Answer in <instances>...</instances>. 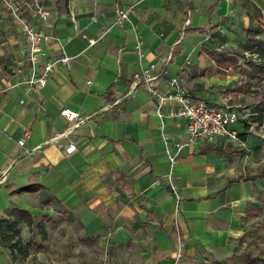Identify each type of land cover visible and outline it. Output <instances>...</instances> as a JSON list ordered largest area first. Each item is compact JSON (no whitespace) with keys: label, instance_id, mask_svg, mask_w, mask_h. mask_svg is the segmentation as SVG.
Returning <instances> with one entry per match:
<instances>
[{"label":"crops","instance_id":"crops-1","mask_svg":"<svg viewBox=\"0 0 264 264\" xmlns=\"http://www.w3.org/2000/svg\"><path fill=\"white\" fill-rule=\"evenodd\" d=\"M17 1L35 27L56 36L44 43L45 57L65 54L70 66L57 63L47 83L29 92L22 82L25 41L8 13L18 32L11 39L18 64L17 85L0 90V219L14 221L23 244L33 239L61 264L75 263L67 247L71 239L78 249L81 241L93 243L97 264H143L142 252L124 248L136 242L127 221L151 211L171 217L177 211L185 253L233 247L264 177L254 176L259 168L245 174L237 165L240 157L221 150L245 145L247 156H255L245 120L233 124L243 133L237 140L217 137L185 147L171 165L163 137L184 138L185 120L159 116L153 96L131 81L133 73L152 65L160 87L175 78L193 98L219 105L230 101L234 107L235 97L239 103L246 95L229 90L242 83L230 72L244 52L236 48L264 35L248 31L259 27L257 8L264 14V0H219L212 11L217 0ZM38 8L50 11L47 19ZM138 39L141 56L135 50ZM230 56L236 63L221 60ZM223 70L224 76L216 75ZM63 106L88 116L67 134L70 123L59 113ZM69 142L75 144L70 153L64 149ZM12 207L29 212L32 224L15 220ZM34 229L38 233L32 235ZM155 237L160 248L175 247L167 232L158 230ZM37 252L28 246L26 253L12 255L0 239V264H36ZM154 259L172 264L162 252Z\"/></svg>","mask_w":264,"mask_h":264},{"label":"rangeland","instance_id":"rangeland-1","mask_svg":"<svg viewBox=\"0 0 264 264\" xmlns=\"http://www.w3.org/2000/svg\"><path fill=\"white\" fill-rule=\"evenodd\" d=\"M0 12V19L3 20L4 27L0 26V90L3 87H12L17 85V54L11 47V39L17 35V31L14 28V24L9 20V14L6 10ZM256 23V22H255ZM219 35L214 32V36ZM259 39L264 40V35L259 36ZM242 47H237L236 51L243 52L238 54V64L233 66L230 70L231 73L237 77L236 83L247 82L245 87V97H241V102H235L234 109L238 112L239 120L246 124L249 120L252 124L249 126L250 142L249 146L253 148L254 157H248L246 154V146H234L227 144L225 148L221 150L226 151L227 154H236L239 158L237 165L242 170V165L245 167V174L250 175L257 168L264 166V74L261 77L250 78L247 72H243L240 69L247 68V60L254 59L256 61H263V57H260L258 52H254L255 46L247 43L245 48L243 43ZM232 51V50H230ZM222 72V73H221ZM227 73L226 70L216 73V75L222 77ZM240 73V74H239ZM23 82V80H22ZM24 83V82H23ZM190 92H192L190 90ZM246 98V99H245ZM231 102L229 101V104ZM245 114V116L243 115ZM239 122V121H238ZM236 148V149H235ZM244 159L245 163L242 162ZM171 164V162H170ZM172 165V164H171ZM261 182L257 187V196L254 200H250L247 205L246 216L244 219L245 228L244 233L238 238L230 249L216 248L214 250H202L198 254H188L182 248L181 241L183 240V233L179 227L177 211L174 210V215L165 216L154 211L148 213L133 214L131 221L128 223L133 224L134 233L136 235V242L133 246L126 244L124 248L127 251L142 252L141 258L143 264H157L154 256L162 252L165 260H171L172 264H264V177L259 178ZM35 230V235L38 233ZM158 230L164 231L174 239L175 247L170 250L167 248H160L156 239ZM38 236V235H37ZM40 238L37 237V240ZM33 244L29 247L33 251H38L34 258H36V264H61V262L53 263L48 254L40 250L43 245L39 243L40 248H36V241L31 239ZM72 244L67 245L68 251L75 253L71 262L74 264H97L95 261V251L93 243L81 241V248L78 249L79 243L77 240L71 239ZM94 241V240H93ZM92 241V242H93ZM69 242V241H67ZM68 244V243H67ZM26 245V244H25ZM174 249V250H173ZM40 250V251H39ZM38 255V257H37ZM47 256V258H46ZM41 258V259H40ZM81 258V260H79ZM71 264L70 262H68Z\"/></svg>","mask_w":264,"mask_h":264},{"label":"built area","instance_id":"built-area-1","mask_svg":"<svg viewBox=\"0 0 264 264\" xmlns=\"http://www.w3.org/2000/svg\"><path fill=\"white\" fill-rule=\"evenodd\" d=\"M23 4L17 0H0V7L4 8L11 16L19 32L25 41L24 64L27 69V75L23 80L26 89L29 92H37L39 88L47 83L49 75L53 72L57 63L70 66V57L61 54L55 59L45 57L43 45L56 36L41 30L23 14ZM39 16L47 19L50 11L38 8ZM129 12L128 9L121 10L123 17ZM92 41V40H91ZM142 41L137 40L135 50L141 56ZM159 72L153 71V66H147L140 71L133 73L132 87L137 85L144 86L153 96L156 105V112L161 117L172 119L181 118L186 123V134L179 140H170L164 136L163 140L167 146L166 154L171 164H174L176 157L185 147H192L201 141H212L217 137L225 138L228 141L238 139V131L233 128V124L240 121L238 112L228 103L213 104L202 98H193L185 89L181 88L176 79H171L170 86L162 88L158 84ZM60 115L65 118L70 125L66 129V134L73 126L82 123L86 117L78 116L77 112L68 107H61ZM252 123L247 121V129ZM54 136L53 138H57ZM24 138H19L22 143ZM65 151L70 153L75 149V144L69 142Z\"/></svg>","mask_w":264,"mask_h":264},{"label":"trees","instance_id":"trees-1","mask_svg":"<svg viewBox=\"0 0 264 264\" xmlns=\"http://www.w3.org/2000/svg\"><path fill=\"white\" fill-rule=\"evenodd\" d=\"M217 2L209 8V11H212L215 9ZM250 1L251 0H246ZM58 2L60 3V0H55V4L58 5ZM258 10V16H259V27H249L248 31L253 32V33H259L260 30L264 31V14L257 8ZM184 32L189 31L188 28L184 27ZM196 31H202L201 28L199 29H193ZM248 33V34H249ZM247 43L250 45L255 46L254 52H258L260 57H263L264 59V40H261L259 38H248ZM230 59L232 60V63H236V59L234 56L230 57H225L222 58L221 60H227ZM246 72L249 74L250 78H256V77H261V75L264 74V60L263 61H256L254 59H248L247 60V69ZM247 86V82H242L238 85H235L231 88H229L230 91H236V92H245V87ZM244 134H247L246 132ZM239 136H243L242 134H238ZM212 146H208L207 148L201 149V151H207L210 150ZM254 176H264V166L256 171ZM30 187H20L17 188L18 191H24L28 190ZM9 214L13 215L15 220H24L29 226L33 222L32 215L27 212L26 210L20 209L18 207H12L9 210ZM15 222H9L8 218H1L0 219V239L1 241L10 248L11 254L14 255L15 250L21 253H26L27 252V247L32 245L33 242L32 240H28L25 244L21 242V236H20V231L18 228H14ZM41 246L39 244H36V248H40ZM23 249V250H22Z\"/></svg>","mask_w":264,"mask_h":264}]
</instances>
